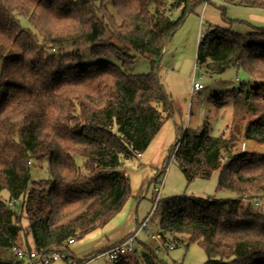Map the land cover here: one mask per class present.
<instances>
[{
  "label": "trees",
  "instance_id": "obj_1",
  "mask_svg": "<svg viewBox=\"0 0 264 264\" xmlns=\"http://www.w3.org/2000/svg\"><path fill=\"white\" fill-rule=\"evenodd\" d=\"M231 1L264 10V0ZM111 2L116 15L103 0H0V248L59 250L79 261L105 250L76 257L65 243L102 228L122 209L132 189L120 168L173 118L158 77L160 60L187 14L211 1ZM218 7L231 25L224 6ZM253 28L241 33L209 25L196 64L209 75L241 68L252 84L231 93L230 117L219 135L207 126L196 134L175 124L156 173L175 159L187 185L213 170L217 189L235 194L184 193L158 203L165 247L197 242L206 254L202 264H264V210L251 203L264 197V152L238 151L241 141L264 144V27ZM112 37L130 47L116 46ZM85 45L92 56H112L120 66L82 61ZM130 49L151 58L150 72H129L135 61ZM245 115L253 118L239 126ZM45 159L49 178L32 179L31 166ZM110 262L131 264L127 256ZM0 264L27 263L0 257ZM133 264H157L154 250L146 246Z\"/></svg>",
  "mask_w": 264,
  "mask_h": 264
},
{
  "label": "rangeland",
  "instance_id": "obj_2",
  "mask_svg": "<svg viewBox=\"0 0 264 264\" xmlns=\"http://www.w3.org/2000/svg\"><path fill=\"white\" fill-rule=\"evenodd\" d=\"M211 2L198 6L195 10L188 13L183 24L177 29L169 40L163 56L160 60L158 77L163 84L166 93L172 100L173 118L170 119L173 124L174 133L175 124L180 126L188 133H202L207 126L211 135H219L225 130V125L229 120L232 92L238 91L240 86L251 85V79L243 72L241 68L232 67L220 75H209L204 69L196 64L197 45L210 24H220L231 26L235 31L247 33L252 31L253 27H264V10L241 6L232 3L231 0H209ZM110 12L116 15V10L111 0H103ZM224 6L225 15L232 19L231 25L225 24L221 17V8ZM179 14L178 10L172 13L173 17ZM117 20L119 18L116 16ZM23 27H29L30 24L26 18L20 19ZM110 34L105 33L104 37ZM111 41L118 47H130L122 39L112 37ZM131 54L135 56V61L130 69L132 74H143L151 71V58L147 55L130 49ZM82 61L92 63L102 60H109L120 66V62L112 57H97L91 55V45H85L80 48ZM197 81L202 87L192 90V84ZM252 116L245 115L241 118L239 126L247 125ZM170 147V146H169ZM252 151V147L246 143V150ZM264 152V148L262 149ZM168 150L166 151L167 155ZM136 159V158H134ZM133 160V159H131ZM82 164V158H78ZM163 161V160H162ZM135 163L137 161L135 160ZM163 163V162H162ZM160 163L159 168H161ZM47 160L34 162L31 166L32 179L49 178ZM156 172V171H155ZM155 177V175H154ZM153 179L146 183L139 195L137 207L130 214V221L125 223V228L117 232L112 231L110 237H116L119 233H133L146 217L147 226L145 230L137 233V238L132 252L127 256L130 263L133 264L136 259L148 246L156 254L157 264H202L206 260V254L197 242H192L188 246L186 243L165 247L159 236V221L161 215L160 206L156 205L153 209V202L156 197L154 186L156 182ZM162 183L160 190L161 198L175 195H194L200 197L212 196L216 198H230L235 194L225 189H217L213 181H204L197 178L187 185L186 179L180 170L178 163L172 159L167 168L156 176V180ZM147 186V187H146ZM146 187V189H145ZM143 192V193H142ZM142 193V194H140ZM1 195L8 198L7 191L3 190ZM256 200V199H255ZM261 203L260 210H264V197L257 199ZM254 205V200L251 201ZM257 208V207H256ZM25 223V222H24ZM124 231V232H122ZM152 235L154 237H152ZM104 234L95 235L88 239H80L69 246L76 257H83L92 251L101 249L105 241ZM0 257L10 260L14 256L5 248H0ZM57 264H66L58 260ZM90 264H112L105 257L92 260Z\"/></svg>",
  "mask_w": 264,
  "mask_h": 264
},
{
  "label": "crops",
  "instance_id": "obj_3",
  "mask_svg": "<svg viewBox=\"0 0 264 264\" xmlns=\"http://www.w3.org/2000/svg\"><path fill=\"white\" fill-rule=\"evenodd\" d=\"M174 137H175V133H174L173 124L171 123V121L168 120L166 121V123L158 132L156 137L152 140L150 145L143 153H141L138 157H136V159L128 160L124 162L120 170L125 172L130 178V184L132 189L131 197L125 202L122 209L106 225H104L100 229H97L89 233L84 237V239H88L89 237L95 235L104 234L105 239L103 240L105 241V243H103V245L101 246L102 248H104L131 234V233H126V234L124 233V235H121L120 233L119 235L118 233V235L113 238L112 237L109 238L107 236V235L110 236V233L112 231L117 232L119 230H123L125 228L124 224L130 221L129 220L130 214L133 211H135L138 204L137 199L141 196L139 195V192L142 191L146 183L150 182L153 179L154 175L156 176L157 171L160 169L159 165L160 163L163 162L162 160H164L166 156L165 155L166 151L173 142ZM245 143L249 144L252 147L253 149L252 151H256V152L263 151L262 149L264 148V144H258L253 141H245ZM135 160L137 161V163H135ZM198 178L204 181H213L214 183H216L217 172L213 170H208L201 173ZM154 182L157 181L154 180ZM57 262L58 261H55L51 264H57Z\"/></svg>",
  "mask_w": 264,
  "mask_h": 264
},
{
  "label": "built area",
  "instance_id": "obj_4",
  "mask_svg": "<svg viewBox=\"0 0 264 264\" xmlns=\"http://www.w3.org/2000/svg\"><path fill=\"white\" fill-rule=\"evenodd\" d=\"M202 87V84L194 81L192 84V90H197ZM246 150V143L245 141H241L238 146V151H244ZM162 187L161 182H156L154 186V190L156 191V197L153 202V209L156 205H158L161 196H160V190ZM254 205L258 208L261 206V203L256 201L254 202ZM260 209V208H259ZM147 219L146 217L142 222L139 223L138 228L130 235L125 237L124 239L114 242L106 247L105 250L100 252L99 254L93 255L85 260H72L68 257V254L63 251H53V252H45L41 249H37L35 247H18V246H12L8 251L13 254V258L18 261H25L27 264H51L55 261L61 260L64 261L66 264H90L92 260L98 259L100 257H105L106 259L113 260L118 258L119 256H128L130 252H132L136 238L137 233L140 230H145L147 226ZM152 237H154L152 235ZM75 241L73 239H68L65 245L70 246ZM65 247L62 246L60 249L63 250Z\"/></svg>",
  "mask_w": 264,
  "mask_h": 264
}]
</instances>
